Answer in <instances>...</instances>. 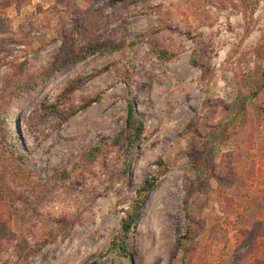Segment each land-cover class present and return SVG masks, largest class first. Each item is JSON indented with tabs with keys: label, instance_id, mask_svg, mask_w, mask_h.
Instances as JSON below:
<instances>
[{
	"label": "rangeland",
	"instance_id": "1",
	"mask_svg": "<svg viewBox=\"0 0 264 264\" xmlns=\"http://www.w3.org/2000/svg\"><path fill=\"white\" fill-rule=\"evenodd\" d=\"M94 39L121 48L49 77ZM263 71L264 0H0V264H264V89L223 123L206 178L185 156L203 136L214 149L211 127ZM128 98L147 137L123 175L118 147L83 154L117 137ZM193 117L199 135L181 136Z\"/></svg>",
	"mask_w": 264,
	"mask_h": 264
},
{
	"label": "trees",
	"instance_id": "2",
	"mask_svg": "<svg viewBox=\"0 0 264 264\" xmlns=\"http://www.w3.org/2000/svg\"><path fill=\"white\" fill-rule=\"evenodd\" d=\"M67 37V36H66ZM67 42V40H65ZM138 43V39L133 40L131 45L134 46ZM121 48L119 43H114L109 40L101 41L99 39H94L89 43L81 46L78 49H74L70 53H66L61 49V53H59L54 62L52 63L51 70L48 71L49 77L53 76L55 73L62 71L63 69L67 68L71 64H75L89 56H92L97 53H107L111 52L115 49ZM160 57L167 60L171 59L173 53L169 51H161L159 52ZM203 67H205L203 65ZM264 73V71H263ZM206 74V72H204ZM80 84H82V80L72 81L68 88L66 89L68 92L71 93L75 91ZM264 89V78L260 80L255 79L254 83L251 85L250 94L247 96L239 95L237 98L232 102L226 105L227 113L225 121H221L216 125L211 127L209 134L212 136V142L214 149L207 152V148L209 147V142H207V137H202V143L198 144L196 141L191 140L188 148L185 151V156L189 158L190 161L197 163V170L199 176L203 179L206 178L208 175V170L214 166V156L217 151L218 140L223 138L222 126L223 123L231 122L235 126L241 125L239 122H243L247 119L248 115V103L249 100L257 98L260 93ZM64 96V94L62 95ZM100 98L99 95L95 97H91L83 102L82 107L87 108L90 104ZM62 99V98H61ZM62 102L66 103V101L62 100ZM262 113L264 114L263 107H260ZM248 120V119H247ZM198 119L197 117L191 118L185 128L180 132L181 136L187 135H199V128H198ZM237 124V125H236ZM12 137L15 138L16 141H19L18 137L12 133ZM147 137L146 133V122L139 114L137 107L131 98L127 99V115H126V124L124 128L118 133L117 137L113 140L109 138L103 139V144H97L94 147L90 148L89 150L85 151L83 154V158L90 160L96 157L99 152L102 150L103 145L107 147H118L119 157L123 158V167H122V174L127 175L128 170L131 166L132 157L136 147ZM195 139V138H194ZM158 177L153 176L151 178H147L143 185L139 188L137 192V196L131 203V207L127 210V217L122 221V231L123 235L127 234L133 224L135 223L136 218L138 217L140 206L144 196L151 191V189L155 186ZM72 225V224H71ZM119 232L115 234V242L120 240ZM67 235H64L66 237ZM48 240H44L42 243H39L36 246H31L27 251L26 255L29 256L35 252H38L44 244H46ZM116 244V243H115ZM124 243H118V248L122 250L124 248ZM126 253V251H123ZM156 264V263H155Z\"/></svg>",
	"mask_w": 264,
	"mask_h": 264
}]
</instances>
